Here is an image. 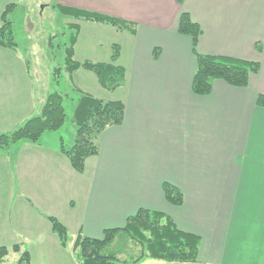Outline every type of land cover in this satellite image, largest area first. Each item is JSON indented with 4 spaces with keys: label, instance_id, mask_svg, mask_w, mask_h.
<instances>
[{
    "label": "crops",
    "instance_id": "0c3cea01",
    "mask_svg": "<svg viewBox=\"0 0 264 264\" xmlns=\"http://www.w3.org/2000/svg\"><path fill=\"white\" fill-rule=\"evenodd\" d=\"M54 3L121 19L134 29L75 21V60L111 63L118 46L116 64L126 79L114 92L82 69L70 79L93 97L122 102L125 118L100 135V152L87 159L83 174L61 152V140L73 145L74 129L68 137L47 133L37 145L20 141L0 150V247L21 245L31 264H65L69 257L47 218L61 222L75 244L79 235L100 239L149 210L200 238L194 264H264V108L257 106L264 95V0ZM9 4L0 0V17ZM182 13L201 27L198 54L260 64L247 88L216 81L208 96L193 92L197 58L191 38L178 32ZM29 65L18 50L0 47V134L40 114L51 91L52 83L36 88ZM66 101L74 115L76 98ZM165 184L182 193L181 206L166 200Z\"/></svg>",
    "mask_w": 264,
    "mask_h": 264
},
{
    "label": "trees",
    "instance_id": "16d2710c",
    "mask_svg": "<svg viewBox=\"0 0 264 264\" xmlns=\"http://www.w3.org/2000/svg\"><path fill=\"white\" fill-rule=\"evenodd\" d=\"M182 3V0H178ZM14 4H9L0 17V47L17 51L13 21L10 13ZM53 8L62 16L75 21L99 23L112 26L120 31L133 32L130 23L121 19L93 13L85 10L55 5ZM72 32L69 45L66 46L61 68L53 70L51 91L48 93L40 114L28 119L20 127L0 134V150L11 148L20 141L37 145L47 133L59 134L66 123L65 102L73 99L76 107L73 123L76 126L73 145L64 146L61 140V152L68 159L72 169L78 174L85 172L88 158L100 152L98 140L109 127L120 126L125 118V106L120 101H105L91 96L77 87L73 93H63L57 88L63 72L70 78L78 70L93 73L99 84L107 91L114 92L125 84L126 70L116 64L120 48L113 47L111 63L77 62L74 58V47L79 34V25H68ZM178 32L192 40L196 53L197 67L192 90L198 96H208L213 92L216 81H222L234 88H247L251 75L260 71L257 62L244 61L229 57L205 56L197 53V46L202 35L199 25L191 20L187 13L179 19ZM257 50L261 51L260 46ZM155 52V56H158ZM54 87H57L54 89ZM257 106L264 108V95L257 98ZM166 200L173 206H181L182 193L175 187L165 184L163 187ZM53 232L57 235L62 248L67 249L72 242L69 230L57 219L47 218ZM201 240L199 237L180 231L174 221L160 212L139 210L128 218L125 227L106 230L100 239H91L79 235L72 253L77 264H141L146 259L164 260L176 264H194L198 261ZM138 249V251H136ZM138 252V253H137ZM11 253L19 254L15 264H31V254L17 244L13 247H0V264H3Z\"/></svg>",
    "mask_w": 264,
    "mask_h": 264
},
{
    "label": "rangeland",
    "instance_id": "374dc122",
    "mask_svg": "<svg viewBox=\"0 0 264 264\" xmlns=\"http://www.w3.org/2000/svg\"><path fill=\"white\" fill-rule=\"evenodd\" d=\"M6 3L15 5L10 13L15 41L18 44V52L30 64V73L36 88L41 89L45 85L49 87L53 70L62 67L65 49L69 45L72 34L68 30V25L75 23V20L62 16L57 12L53 8L54 0H6ZM82 80L81 76L76 75V81L79 84H82ZM73 83L70 76L63 72L60 86L58 88L54 87V89L57 88L63 93H73L75 84ZM73 97H75V94ZM65 110L67 114L66 123L59 134L68 137V129H74L75 136L76 126L73 121L71 122L73 114L68 101L65 102ZM51 134L55 137L59 135L56 133ZM71 238L74 240L75 237L71 235ZM73 244L74 242L65 249L67 252L65 255L69 257H65V264L76 263L73 259L74 256L72 258L73 254L71 255ZM17 258L16 254L11 253L4 264H14Z\"/></svg>",
    "mask_w": 264,
    "mask_h": 264
}]
</instances>
